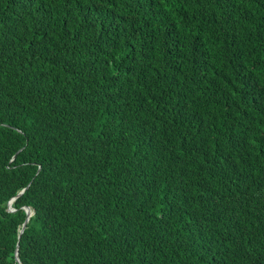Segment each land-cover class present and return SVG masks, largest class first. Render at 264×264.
Instances as JSON below:
<instances>
[{
  "label": "trees",
  "instance_id": "trees-1",
  "mask_svg": "<svg viewBox=\"0 0 264 264\" xmlns=\"http://www.w3.org/2000/svg\"><path fill=\"white\" fill-rule=\"evenodd\" d=\"M0 264H264V0H0Z\"/></svg>",
  "mask_w": 264,
  "mask_h": 264
},
{
  "label": "water",
  "instance_id": "water-1",
  "mask_svg": "<svg viewBox=\"0 0 264 264\" xmlns=\"http://www.w3.org/2000/svg\"><path fill=\"white\" fill-rule=\"evenodd\" d=\"M21 193H22V192H21ZM21 193H20L19 195H21ZM11 204H12V201L9 203V207H11ZM29 210H30L29 208H26V209H25V212H26V220H25L24 224L22 225V229H21L20 232H22V231L25 229V226H26V224H27L29 218L33 215V211H31V215L28 213ZM16 257H17V254H16ZM16 260H17V259H16ZM17 261H18V260H17Z\"/></svg>",
  "mask_w": 264,
  "mask_h": 264
},
{
  "label": "bare ground",
  "instance_id": "bare-ground-1",
  "mask_svg": "<svg viewBox=\"0 0 264 264\" xmlns=\"http://www.w3.org/2000/svg\"><path fill=\"white\" fill-rule=\"evenodd\" d=\"M29 214L31 215V210H29Z\"/></svg>",
  "mask_w": 264,
  "mask_h": 264
}]
</instances>
